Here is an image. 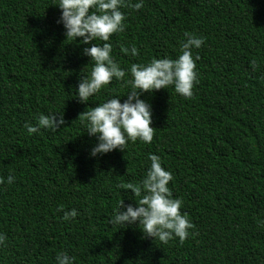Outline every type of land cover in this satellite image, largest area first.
Returning a JSON list of instances; mask_svg holds the SVG:
<instances>
[{"label": "trees", "instance_id": "obj_1", "mask_svg": "<svg viewBox=\"0 0 264 264\" xmlns=\"http://www.w3.org/2000/svg\"><path fill=\"white\" fill-rule=\"evenodd\" d=\"M130 2L120 8L124 30L110 37L125 78L80 103L89 45L65 39L53 0H0V181L15 176L0 183V264H55L59 251L73 264H264V0H143L139 10ZM185 32L204 38L191 49L192 96L171 86L142 93L152 142L90 157L96 140L79 114L125 95L130 64L176 58ZM41 113L65 124L29 135L25 123ZM149 154L171 173L172 197L193 225L183 242L108 222L118 201L136 206L139 197L119 185L139 184ZM73 208L71 222L61 219Z\"/></svg>", "mask_w": 264, "mask_h": 264}, {"label": "clouds", "instance_id": "obj_2", "mask_svg": "<svg viewBox=\"0 0 264 264\" xmlns=\"http://www.w3.org/2000/svg\"><path fill=\"white\" fill-rule=\"evenodd\" d=\"M52 5L60 9L57 23L64 29V37L82 45V54L90 58L91 70L80 75L75 87V97L80 103L99 93L102 88L115 79L125 78V69L112 58L110 37L124 30L125 15L120 11L124 0H53ZM143 0L129 3V7L139 10ZM185 39L180 44V53L174 59L168 57L155 58L143 64L132 63L127 69L130 79L124 83L130 90L122 96L115 95L94 107H87L79 114L86 133L95 137V144L89 151L90 157H96L113 150L124 151L128 142L137 140L151 143L153 139L152 109L141 94L172 87L178 95L191 97L194 84L198 82L195 63L191 49L200 48L203 37L185 32ZM77 38H80L77 40ZM102 41L97 44L95 41ZM94 42V43H93ZM120 51L135 57L138 50L121 46ZM253 70L256 62L250 61ZM36 123H25L29 135L38 133L40 129L56 132L65 124L63 115L59 113H41L35 117ZM150 166L147 168L138 185L129 183L119 185L130 189L136 206L124 205L123 200L117 202L113 214L108 218L110 225L137 226L145 238H151L167 244L173 237L183 242L193 227L187 214L181 212L182 201L173 198L168 187L172 179L171 173L161 166V159L149 154ZM15 176L8 174L0 183L12 184ZM63 210V206H60ZM78 212L76 209L63 211L61 219L71 222ZM5 235L0 233V244L5 242ZM74 257L59 251L55 264H73Z\"/></svg>", "mask_w": 264, "mask_h": 264}]
</instances>
